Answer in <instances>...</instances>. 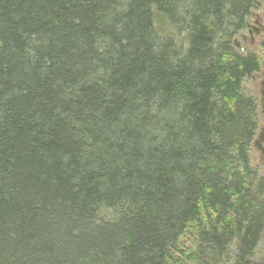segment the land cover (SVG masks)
I'll list each match as a JSON object with an SVG mask.
<instances>
[{
	"label": "trees",
	"instance_id": "16d2710c",
	"mask_svg": "<svg viewBox=\"0 0 264 264\" xmlns=\"http://www.w3.org/2000/svg\"><path fill=\"white\" fill-rule=\"evenodd\" d=\"M263 5L0 0V264H252Z\"/></svg>",
	"mask_w": 264,
	"mask_h": 264
},
{
	"label": "rangeland",
	"instance_id": "374dc122",
	"mask_svg": "<svg viewBox=\"0 0 264 264\" xmlns=\"http://www.w3.org/2000/svg\"><path fill=\"white\" fill-rule=\"evenodd\" d=\"M253 21L254 20L252 18L249 28L243 31V35L246 37L245 41L242 39L241 36L236 38L239 40V43H240L239 45L240 49L238 50H241V52L249 51V52L255 53L257 57L259 58L260 67L262 70L263 63H264V34L262 35V37H259V38L257 37L255 29L259 30V25L255 24ZM155 26L156 28H158V30L163 31L162 28L166 27V23L164 24L155 23ZM163 32L165 33L166 31H163ZM250 39H252V43ZM261 80H262V75H261V71H259L252 77L245 78L241 84L242 90L245 93L254 96L255 99L257 100V103H258L257 121H258L259 128L262 127L264 124V119L261 114V108L259 106V99H260L259 89H260ZM256 138L257 137H255L254 139L256 140ZM253 145H251L252 147L250 151L251 163L253 166L261 170L264 167V163L262 162L260 158L259 150ZM180 241H183V239H181ZM251 261H252V264H264V233L254 251V256L252 257Z\"/></svg>",
	"mask_w": 264,
	"mask_h": 264
},
{
	"label": "flooded vegetation",
	"instance_id": "af4514ba",
	"mask_svg": "<svg viewBox=\"0 0 264 264\" xmlns=\"http://www.w3.org/2000/svg\"><path fill=\"white\" fill-rule=\"evenodd\" d=\"M252 18L254 20L253 22L255 24L259 25V30L255 29L256 34H257V37L258 38L259 37H262V35L264 34V5L262 6V8L260 10H256V11H254L252 13L250 19L246 23V29L245 30H247L249 28L250 23L252 21ZM241 37L245 41L246 37L243 35V32L241 34ZM250 41L252 43V39H250ZM260 71H261V75H262V80H261V83H260V89L259 90H261L262 85L264 83V74H263L264 73V70L262 69ZM259 102H260V99H259ZM261 114H262L263 119H264V113H262V111H261ZM254 146L259 150V152H260V158H261L262 162H264V124L260 128V131H259V133L257 135V138L254 141Z\"/></svg>",
	"mask_w": 264,
	"mask_h": 264
},
{
	"label": "water",
	"instance_id": "95a60500",
	"mask_svg": "<svg viewBox=\"0 0 264 264\" xmlns=\"http://www.w3.org/2000/svg\"><path fill=\"white\" fill-rule=\"evenodd\" d=\"M234 44L236 46L237 49H240V43L238 39L234 40ZM264 74V73H263ZM259 106L261 108L262 113H264V83L262 85V88L260 90V102H259Z\"/></svg>",
	"mask_w": 264,
	"mask_h": 264
},
{
	"label": "bare ground",
	"instance_id": "6f19581e",
	"mask_svg": "<svg viewBox=\"0 0 264 264\" xmlns=\"http://www.w3.org/2000/svg\"><path fill=\"white\" fill-rule=\"evenodd\" d=\"M263 70H264V64H263Z\"/></svg>",
	"mask_w": 264,
	"mask_h": 264
}]
</instances>
